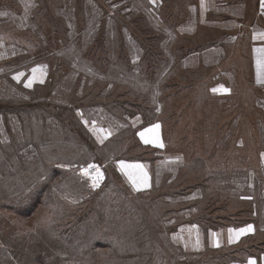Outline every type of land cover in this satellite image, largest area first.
I'll return each mask as SVG.
<instances>
[{"label": "rangeland", "instance_id": "rangeland-1", "mask_svg": "<svg viewBox=\"0 0 264 264\" xmlns=\"http://www.w3.org/2000/svg\"><path fill=\"white\" fill-rule=\"evenodd\" d=\"M170 1L164 0L168 5ZM161 3L0 0V106L11 107V131L35 141L42 134L62 132L81 145L78 138L84 134L89 142L84 145L86 159L91 158L75 166L66 164L64 168L76 172L78 182L66 178L56 190L58 194L70 190L65 192L68 211L76 214H62L53 197L27 216L0 208V245L6 251L0 253V260L29 264L14 235L21 234L26 246H36L38 234L45 241L54 235L64 241L52 229L67 228L73 237L65 244L69 251L65 264H123L122 260L125 264H210L207 258L215 251L191 244L182 229L196 222L203 232L255 214L256 200L246 206L252 197L246 184L252 185L251 170L260 173L256 166L262 167L264 88L250 74L247 34H216L208 27L201 29L208 34H183L181 24L176 30L171 22L160 25ZM253 10V0H246V5L244 0L238 18L245 21ZM156 26L169 27L173 34L153 33ZM230 35L236 40H229ZM218 41L219 56L209 51L204 63L199 56H190L199 47H216ZM123 45L130 54L126 61L120 55ZM187 48L191 50L185 60ZM159 58L168 63L163 66ZM222 69L229 72L227 76L219 75ZM225 83L229 92L218 85ZM145 96L155 105L146 107ZM117 101L138 104L129 117L138 115L142 122L157 121L162 127L164 156L170 163L157 171L150 167L154 179L145 192H134L112 166L116 158L150 161L155 156L137 142L128 116L112 117L102 111L108 105L118 106ZM77 119L83 125L79 136L72 131ZM117 119L123 121L124 131L102 145L85 122L100 120L106 125ZM6 147L0 142L1 161L7 160ZM89 163L102 171L104 179L98 187L80 173ZM238 170L248 172V178L238 179ZM217 175L224 177L225 184L214 182ZM175 191L183 194L175 196ZM114 205L119 209L114 211ZM84 210L87 213L71 225ZM133 233L139 239L131 237ZM106 238L115 246H104ZM131 247L136 250L131 252Z\"/></svg>", "mask_w": 264, "mask_h": 264}, {"label": "crops", "instance_id": "crops-1", "mask_svg": "<svg viewBox=\"0 0 264 264\" xmlns=\"http://www.w3.org/2000/svg\"><path fill=\"white\" fill-rule=\"evenodd\" d=\"M166 2L163 0L160 4L161 11L158 12L162 23L160 25H163L165 21L171 22L172 30H176L181 24L183 34L193 32L208 34L201 30L205 27L216 30V34H233L234 36L247 34L250 74L255 84L264 88V0H253L254 10L245 21L238 18L240 15L238 9L242 8L244 0H182L183 3L180 4L182 7H179L180 0L170 1L171 5ZM167 14L169 19L166 17ZM150 23L157 25L155 22L150 21ZM164 31L165 34H173L169 33V27L166 26L163 30L157 29V26L154 27L153 33L164 34ZM233 35H230L228 39L235 41L236 38H233ZM220 43L221 41H218L216 47L206 49L199 47L200 52L193 51L190 56L197 55L204 63V57L209 51H215L219 56L222 51ZM187 56L185 60L189 59ZM218 71L221 76H227L226 74L229 73L223 69ZM218 85L222 86L224 91H230L227 83ZM127 120L136 132L137 142L142 147L150 149L149 151L155 156L150 161L116 158L112 161V166L134 192H145L152 188V178L154 179L150 167H154V171H157L170 163L164 156L166 145L162 138V127L157 121L142 122L138 115L130 116ZM85 122L89 133L100 145L106 143L118 132L124 131L125 127L123 121L119 119L106 125L100 120L89 122L85 120ZM260 158L264 167V150ZM192 224L182 230L185 231L186 237H190L191 244H198L203 247L202 250L211 248L215 251V254L207 258L212 260L210 264H264V213L254 214L252 218L242 221L225 222L218 227L204 229L203 232L200 231L201 226L197 227L196 222ZM249 225L251 228L248 227ZM204 244L206 246H203Z\"/></svg>", "mask_w": 264, "mask_h": 264}, {"label": "trees", "instance_id": "trees-1", "mask_svg": "<svg viewBox=\"0 0 264 264\" xmlns=\"http://www.w3.org/2000/svg\"><path fill=\"white\" fill-rule=\"evenodd\" d=\"M190 50L191 48L185 49L184 56L183 52H181L184 59L186 58ZM120 55L125 61L126 56L130 55L129 53H127V49L124 45L121 49ZM183 57L181 58V63ZM159 60L163 66L168 63V60H166L165 58H159ZM158 66L159 65H157V67ZM117 102H119V104H117L118 106L108 105L110 108H101L102 111L110 116L112 115V117H122L128 116V114L132 113V110L134 108L133 105H138L136 103L128 104V101ZM142 102L146 103V107L155 105L153 99L148 96L143 97ZM97 107L98 106H96L95 109ZM140 107L146 109L143 104L140 105ZM10 111V106H0V121H3V119L4 121L7 120L6 123H4L3 121L4 125L0 127L4 132L0 134V142H4V146H7L4 151L8 152L6 161H1L4 157L2 158L0 156V177H2L0 178V208L5 209L6 211H10L11 213L16 215L27 216L35 208H37V206H39V203H47L53 197V200H55L58 205L61 206L59 211L62 214H76L75 212L68 211L70 206L68 203L67 194L65 192H70V190L63 189L61 194H58L56 190L60 186V184L65 182L66 178H71L72 181L78 182V180L76 179V172H74L70 168H64L66 164L75 166L79 163H84L87 160L91 159H86L87 155H85L86 150L84 149V145H88L89 142L86 141V138L83 136L84 134L82 133V138H78L84 143L82 145L76 142L77 138H74V136H72L71 138L70 135L63 134L62 132H59V135L57 133L53 136L49 134H42L36 141L32 138H24V135L16 134L15 131H11V129L13 128L11 125L13 123L10 119L11 117L9 116ZM81 124L78 122L77 119V126H75L76 128L74 127L72 131L77 134V132H79L80 130L79 128L82 129L83 125ZM7 128H9V130H7ZM76 129L78 131H76ZM131 129L132 131H134L133 128ZM68 131H70L69 128ZM77 135L79 136V134ZM260 150H264V147L261 146ZM83 151L84 154H82ZM256 167L260 170V173H254V171L251 170L252 185L249 186L247 183L246 191H248L252 195V197L250 196V200H256V203H254L253 205L256 206V208L254 209L256 211L255 215H258L260 213H264V167H261V165ZM170 171L172 170L169 169L168 171L170 173L169 177L173 178V173H171ZM261 172H263L262 177L257 178L255 174L261 175ZM247 175L248 172L238 170V179L246 180V178H248ZM233 177L231 181L233 180ZM223 179L224 177L217 175L214 182L221 185V181L224 183ZM232 185H234L233 182L231 183V186ZM204 186L207 185L204 184ZM54 192H56V195H54ZM175 192V196L183 194V192ZM32 197L35 198V201H32ZM252 200L246 202V206H249V204L253 202ZM237 203L241 204V201ZM90 206L91 208L93 207V205ZM112 208L114 209V211L119 209L115 205L112 206ZM249 211L250 209L247 210L246 213H249ZM85 213H87L85 210L81 213L82 215L79 213V215H77L78 217L72 221L71 225L73 224V222H75V220L82 218ZM250 217H247L246 219H249ZM52 231L59 232L58 235H60V237L63 236L65 240H60L54 235L52 237V240L45 241V239L41 237L40 234H38L39 236L36 238V246H26V243H24V237L21 234L17 233L18 235H14V238H16V242L20 246H22L25 253H27V256L25 257L29 259V264H65L67 260V254L69 253V251L65 247V244H68L69 241H71L73 235L69 233L67 228L61 231H56L55 229H52ZM34 232H36V228ZM131 237H137L136 239H139L136 233L131 234ZM58 240H60V242H57ZM144 240H147V238H144ZM123 241H125V239H123L122 242ZM105 242L107 243L103 244L104 246H115L112 245L113 243L111 244L109 238H106ZM96 245H101V243H97ZM135 250L136 249L131 247L130 251L133 252ZM4 252L6 251L2 248V245H0V253ZM6 259L8 260L9 257H7ZM122 262L123 264H125V260H122ZM12 263L13 261L0 262V264ZM23 264H27V262L25 261ZM133 264H140V262L133 261Z\"/></svg>", "mask_w": 264, "mask_h": 264}, {"label": "built area", "instance_id": "built-area-1", "mask_svg": "<svg viewBox=\"0 0 264 264\" xmlns=\"http://www.w3.org/2000/svg\"><path fill=\"white\" fill-rule=\"evenodd\" d=\"M94 166V167H90ZM80 173L88 175L89 178L91 179V186L98 187L104 178H101L102 171L101 169L94 163H89L83 168L80 169Z\"/></svg>", "mask_w": 264, "mask_h": 264}, {"label": "snow or ice", "instance_id": "snow-or-ice-1", "mask_svg": "<svg viewBox=\"0 0 264 264\" xmlns=\"http://www.w3.org/2000/svg\"><path fill=\"white\" fill-rule=\"evenodd\" d=\"M156 127H158V125H157ZM90 167H94V166H90ZM94 186H95V185H94ZM248 227L251 228V225H249Z\"/></svg>", "mask_w": 264, "mask_h": 264}]
</instances>
